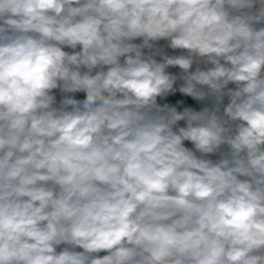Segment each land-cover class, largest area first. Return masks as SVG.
Segmentation results:
<instances>
[{
  "label": "clouds",
  "instance_id": "9594fccd",
  "mask_svg": "<svg viewBox=\"0 0 264 264\" xmlns=\"http://www.w3.org/2000/svg\"><path fill=\"white\" fill-rule=\"evenodd\" d=\"M0 264H264V0H0Z\"/></svg>",
  "mask_w": 264,
  "mask_h": 264
},
{
  "label": "built area",
  "instance_id": "2783aa9c",
  "mask_svg": "<svg viewBox=\"0 0 264 264\" xmlns=\"http://www.w3.org/2000/svg\"><path fill=\"white\" fill-rule=\"evenodd\" d=\"M171 71H177L176 69H171ZM57 95H58V98H59V93H57ZM77 98H79L78 96H77ZM180 97H179V95H177L176 97H172L171 99L173 100V102L176 100V99H179ZM187 104H189V105H192V106H194V107H197V109L199 108V105H197L195 102H193L190 98H188L187 99ZM183 122H181V124H182ZM186 143V146H189V147H191V145L190 144H188V142H185ZM215 158V157H214Z\"/></svg>",
  "mask_w": 264,
  "mask_h": 264
},
{
  "label": "trees",
  "instance_id": "16d2710c",
  "mask_svg": "<svg viewBox=\"0 0 264 264\" xmlns=\"http://www.w3.org/2000/svg\"><path fill=\"white\" fill-rule=\"evenodd\" d=\"M77 96L79 97V98H83V94L81 93V94H77Z\"/></svg>",
  "mask_w": 264,
  "mask_h": 264
}]
</instances>
